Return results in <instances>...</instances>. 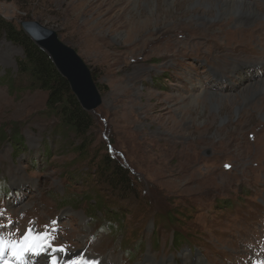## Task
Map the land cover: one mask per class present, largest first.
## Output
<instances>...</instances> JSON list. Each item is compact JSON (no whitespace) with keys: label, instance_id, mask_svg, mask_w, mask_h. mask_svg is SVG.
Masks as SVG:
<instances>
[{"label":"rangeland","instance_id":"1","mask_svg":"<svg viewBox=\"0 0 264 264\" xmlns=\"http://www.w3.org/2000/svg\"><path fill=\"white\" fill-rule=\"evenodd\" d=\"M228 1H0L1 20L36 21L75 49L102 99L85 137L65 129L0 31V236L36 228L102 264H264V110H252L264 103V18L244 33L203 27ZM105 156L129 185L98 177ZM179 236L196 252L175 248Z\"/></svg>","mask_w":264,"mask_h":264},{"label":"trees","instance_id":"2","mask_svg":"<svg viewBox=\"0 0 264 264\" xmlns=\"http://www.w3.org/2000/svg\"><path fill=\"white\" fill-rule=\"evenodd\" d=\"M0 31L5 33L10 42L23 49L24 57L18 61L19 71L28 75L37 88L48 92L47 110L59 118L65 129L81 138L85 137L92 125L91 113L82 107L69 81L59 72L48 53L40 48L22 28L16 27L11 22L0 19ZM15 138L17 143L21 141L19 135ZM83 149L86 147L79 146L77 150L79 156L83 154ZM95 165L98 177L106 179L113 185L130 184L129 171L108 156L100 159ZM101 202V200L97 201L96 205H101ZM111 218L116 220L114 217ZM182 237H176L175 248L186 243V250L196 252L197 247H193L190 241Z\"/></svg>","mask_w":264,"mask_h":264},{"label":"water","instance_id":"3","mask_svg":"<svg viewBox=\"0 0 264 264\" xmlns=\"http://www.w3.org/2000/svg\"><path fill=\"white\" fill-rule=\"evenodd\" d=\"M22 29L46 51L59 72L69 81L82 107L92 112L102 103L101 93L91 68L75 49L63 43L57 32L36 21H21Z\"/></svg>","mask_w":264,"mask_h":264},{"label":"bare ground","instance_id":"4","mask_svg":"<svg viewBox=\"0 0 264 264\" xmlns=\"http://www.w3.org/2000/svg\"><path fill=\"white\" fill-rule=\"evenodd\" d=\"M252 4L251 3H246L244 0H238V1L231 0V1H228L227 4H225V5L222 6L224 8V12L221 15V17H224V20L223 21H220V22H217V21L211 22V21H205V20H201V19L200 20L202 21L203 27H213V26H216V25H228L231 22H234L235 23V27H234L235 29H230L229 32L230 33L231 32L244 33L245 31L250 30L256 24L261 23L260 21L262 20V18H264V6H262V7H256L257 5H254L253 6ZM232 9L233 10H238V12H239L238 13V16L236 18H232V17L230 18V17H228L227 19H225L226 18L225 16H228L227 15L228 11L229 10H232ZM260 10H261V13H260ZM169 57H170V55L166 54L165 59H167ZM230 67L232 69V67L235 68L236 66L234 67L232 65ZM217 70H219V69H217ZM222 72H224V70H222ZM228 72L231 73V71H228ZM232 73H233V71H232ZM257 85H258L257 87L260 86V89L262 87H264V79L258 81L257 82ZM251 90L253 91L254 88L251 89ZM241 94H242V92H241ZM213 95H214V98L215 99H217V100L220 99V96H219L220 94L219 95L218 94L215 95V93H214ZM243 95H244V93H243ZM257 95H259V94H257ZM193 100H195V99H193ZM210 100H211V98H210ZM196 101H197V98H196ZM252 110H254V111L255 110H259V111L260 110H264V103L261 104V105H257L255 107H252ZM246 113H248V112H246ZM245 117H246V115H245ZM242 119H244V118L242 117ZM40 236H41V240L37 241V243H42L44 245V248L43 249H37L36 251H29L30 254H31V264H49L45 259H51V260H53V257L56 258V260H57L58 263H63V264H68V263H72L73 264V262H75V261H79V264H91L92 261L97 262V264H102V260H98L94 256H89L85 252H83V254H82V253H73L72 251L67 250V254L65 255V252L62 249L55 248L54 246L50 245L49 242L46 240V238L42 234H40ZM17 242H22V241H17ZM259 243L260 242L258 241V244ZM105 264H111V263L110 262H106ZM112 264H114V263H112ZM139 264H164V261H157V260H155V259L152 258V259H147L143 263H139ZM197 264H202V263L200 262V263H197Z\"/></svg>","mask_w":264,"mask_h":264},{"label":"snow or ice","instance_id":"5","mask_svg":"<svg viewBox=\"0 0 264 264\" xmlns=\"http://www.w3.org/2000/svg\"><path fill=\"white\" fill-rule=\"evenodd\" d=\"M47 233H44L43 236L47 238ZM41 240L40 235L30 236L25 235L23 237L22 242H6L5 239L0 236V257H2L5 251H11L12 255L16 258H22L24 252L26 251H36L37 249H43L44 245L42 243H37V241ZM8 244V248L6 249L5 245ZM7 264V262H5ZM53 264H58L55 257H53ZM73 264H79V261L73 262ZM91 264H97V262L92 261Z\"/></svg>","mask_w":264,"mask_h":264}]
</instances>
